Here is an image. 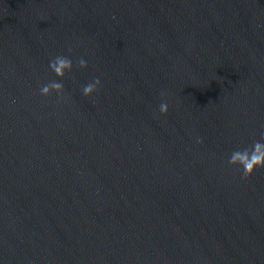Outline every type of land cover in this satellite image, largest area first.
I'll use <instances>...</instances> for the list:
<instances>
[{"label": "water", "instance_id": "water-1", "mask_svg": "<svg viewBox=\"0 0 264 264\" xmlns=\"http://www.w3.org/2000/svg\"><path fill=\"white\" fill-rule=\"evenodd\" d=\"M257 144L264 0H0V264H264Z\"/></svg>", "mask_w": 264, "mask_h": 264}, {"label": "clouds", "instance_id": "clouds-1", "mask_svg": "<svg viewBox=\"0 0 264 264\" xmlns=\"http://www.w3.org/2000/svg\"><path fill=\"white\" fill-rule=\"evenodd\" d=\"M82 64H84V61H81ZM71 62L67 60L64 57H58L54 62H52L51 67L57 74H63V70L65 68H70ZM99 83V81H97ZM51 88H56L59 89L61 87L60 84L58 83H53L50 86H45L41 89L42 93L48 94L49 90ZM95 85H88L87 87L84 88V93L87 95L91 93L94 89ZM167 106L162 104L161 105V111H166ZM231 163H237L239 162L246 173H251L253 170V167L257 164L264 163V146L257 144L255 147V150L249 155L247 152H237L234 153L232 158H231Z\"/></svg>", "mask_w": 264, "mask_h": 264}]
</instances>
